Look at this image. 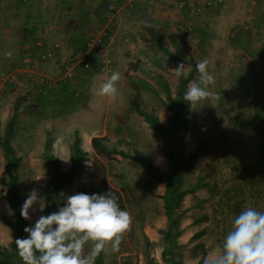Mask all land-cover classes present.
Here are the masks:
<instances>
[{
    "label": "rangeland",
    "instance_id": "obj_1",
    "mask_svg": "<svg viewBox=\"0 0 264 264\" xmlns=\"http://www.w3.org/2000/svg\"><path fill=\"white\" fill-rule=\"evenodd\" d=\"M178 1L0 0V133L7 135L6 120L15 105L17 115L8 139L17 159L20 205L33 191L44 201L43 190L52 171L48 155L66 168L69 160L58 156L69 157V145L77 132L86 154L83 168L61 187L57 208L67 195L106 193L94 175L104 169L105 183L125 194L121 210L131 217L120 250L112 252L106 247L101 264H165L158 233L166 224L161 198L164 185L137 161L96 154L90 145L92 136H103L109 146L141 151L160 168L168 167L163 139L136 112L125 111L137 87L143 107L164 122L166 111L160 104L164 92L157 73L175 90V80L165 70L171 58L141 40L142 25L160 29L170 46L169 34L186 37L194 63L208 59L209 73L215 78L208 88L209 98L189 105L188 131L177 155L181 162V157L193 154L188 165L179 167L181 186H190L197 176L205 183L181 199L184 211L178 218L181 231L177 236L184 244L181 261L197 264L201 251L196 244H202L205 258L209 257L246 207L264 211V139L255 114V108L264 114V0H222L199 13L177 7ZM130 2L132 7H127ZM108 3L120 9L115 22L109 20ZM96 35H100L98 47L110 54L114 64L110 72H103L97 60H92L86 79L76 88L79 95L74 96L60 80L63 62L79 57L84 42ZM38 41L44 48H53L56 57L40 58ZM7 51L12 52V59L5 56ZM130 62L137 64L129 66ZM184 65L187 70L188 64ZM112 71L121 73L116 96L96 95ZM194 76L195 80L197 71ZM46 81L54 84L47 96L40 93ZM0 178H7L1 147ZM6 194V186L0 183L3 214L10 212ZM43 211L34 204L30 219H25L27 225L34 224ZM17 238L21 237L0 219V244L15 249Z\"/></svg>",
    "mask_w": 264,
    "mask_h": 264
},
{
    "label": "trees",
    "instance_id": "obj_2",
    "mask_svg": "<svg viewBox=\"0 0 264 264\" xmlns=\"http://www.w3.org/2000/svg\"><path fill=\"white\" fill-rule=\"evenodd\" d=\"M141 40L148 46L154 47L166 53L171 58V65L165 68L167 73L175 80V90L171 91L166 77L162 73H157V77L161 88L164 92V97L160 99L161 107L166 111L165 121L163 122L159 116L151 110L143 107L140 101V93L137 87L129 100V104L125 108L127 113L136 112L147 123L148 127L163 139V153L168 161L167 169H162L154 164L150 158L141 151L135 149L118 148L116 145H107L103 142L104 138L92 136L90 145L96 154L100 155H119L122 158L132 159L156 181L164 185V192L161 195L163 200V210L166 217V224L164 227L158 229L162 248L160 257L165 264H184L181 261V248L184 246L182 242L177 241V236L181 231L179 226V216L183 213L184 208L181 206V199L184 194L190 192L192 189L205 185L202 176H197L195 182L188 187L181 186V176L179 167L182 164L188 165L187 162L193 156L189 154L186 158L181 157V162L177 159V155L181 154V145L188 131L187 113L189 104L183 100L184 93L187 90L188 83L193 81L196 72L194 58L191 54L190 45L186 37H179L178 33L169 34L171 46L167 42V37L163 32L149 25L141 26ZM191 65V71L187 78L181 76L177 78L174 75V69L178 64ZM114 64V62H113ZM136 63H129L130 66H136ZM256 103V99H254ZM255 114L260 126V134L264 139V114L255 108ZM17 110L14 105L5 124V134L0 133V147L3 152L4 167L6 172V180L0 178V183L7 188V194L4 196L8 202L10 212L7 214L0 213V219L3 223L14 231L21 238L28 234L24 232L27 225L26 220L20 215V201L17 188V159L14 155L13 147L11 146L8 133L12 130ZM85 151L80 147L78 133L75 132L73 141L69 145V164L62 169L58 163L57 158L49 154L48 162L52 167L51 175L43 190L44 193V211L42 215L50 214L56 211V199L58 197L61 187L68 181H71L79 171L83 168L85 160ZM99 178L103 188L106 192L115 194L119 207L124 208L126 202L125 194L121 189H115L105 183L104 169L94 173ZM199 219L197 218V221ZM202 233V230L193 234L197 236ZM146 244L149 246V241L144 238ZM196 248L200 250L201 254L198 258L197 264H203L205 258V249L202 244H196ZM22 261L15 249H9L0 244V264H14ZM102 263V253L95 259L94 264Z\"/></svg>",
    "mask_w": 264,
    "mask_h": 264
},
{
    "label": "clouds",
    "instance_id": "obj_3",
    "mask_svg": "<svg viewBox=\"0 0 264 264\" xmlns=\"http://www.w3.org/2000/svg\"><path fill=\"white\" fill-rule=\"evenodd\" d=\"M5 56L12 59L13 54L7 51ZM208 65V59L195 64L198 76L189 83L183 96L189 105L198 104L211 95L208 88L215 83V78L209 73ZM171 70L177 78H187L191 65L186 70L180 63ZM120 79L121 73L112 71L95 94L114 98ZM69 157L58 156L64 162H68ZM34 204L43 211L45 203L35 191L27 195L21 206L22 218L30 219L29 210ZM130 225V214L121 210L115 194L77 192L67 195L56 211L40 215L34 224L26 226L24 232L28 235L15 239V250L23 264H94L106 247L112 252L120 250ZM86 248L90 250L86 252ZM203 264H264V211L251 206L242 210L234 218L223 242L215 245Z\"/></svg>",
    "mask_w": 264,
    "mask_h": 264
},
{
    "label": "built area",
    "instance_id": "obj_4",
    "mask_svg": "<svg viewBox=\"0 0 264 264\" xmlns=\"http://www.w3.org/2000/svg\"><path fill=\"white\" fill-rule=\"evenodd\" d=\"M222 0H202L201 3H196L192 0H179L176 5L179 8H187L194 13H199L205 7H210L216 3H220ZM127 7H132V3H126ZM106 11L109 15L110 22H115L119 18L120 9L116 7L115 4L108 3L106 5ZM100 42V35L92 36L84 42V47L82 54L77 57L65 60L63 62V74L61 76V81L64 84V88L72 92L74 96H78L79 92L76 90L81 82L87 77V72L90 70L92 60H97L99 71L110 72L113 66V59L110 54L98 47ZM39 48V57L42 59H53L56 57L55 51L53 48L42 45L40 41L36 43ZM61 83V82H60ZM54 88L52 82L46 81L42 88H40V93L42 95H49Z\"/></svg>",
    "mask_w": 264,
    "mask_h": 264
}]
</instances>
